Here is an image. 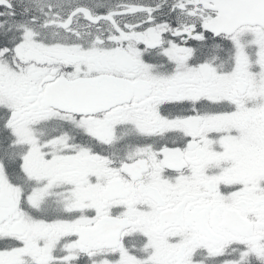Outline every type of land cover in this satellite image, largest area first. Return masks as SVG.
I'll list each match as a JSON object with an SVG mask.
<instances>
[{
  "label": "snow or ice",
  "instance_id": "1",
  "mask_svg": "<svg viewBox=\"0 0 264 264\" xmlns=\"http://www.w3.org/2000/svg\"><path fill=\"white\" fill-rule=\"evenodd\" d=\"M0 264H264V0H0Z\"/></svg>",
  "mask_w": 264,
  "mask_h": 264
}]
</instances>
